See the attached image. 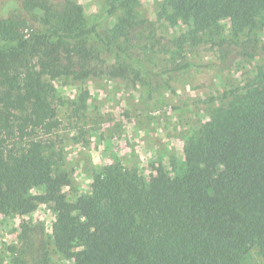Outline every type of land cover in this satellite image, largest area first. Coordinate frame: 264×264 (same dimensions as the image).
<instances>
[{"label":"trees","instance_id":"16d2710c","mask_svg":"<svg viewBox=\"0 0 264 264\" xmlns=\"http://www.w3.org/2000/svg\"><path fill=\"white\" fill-rule=\"evenodd\" d=\"M122 11L114 37L135 29L136 0H107ZM166 18L190 26L196 38L222 20L239 35L264 25V0H168ZM0 203L20 215L47 196L56 214L52 238L72 264H243L256 249L264 259V74L231 92L184 148L181 172L155 168L147 181L118 164L96 173L90 194L68 201L72 185L49 137L59 128L53 81L84 80L127 70L109 67L87 40L100 37L71 0H6L0 13ZM39 11V12H38ZM1 15V14H0ZM255 51L259 50L257 43ZM198 67L186 61L159 73ZM44 188L46 195H33ZM39 229V230H37ZM44 228L25 223L17 264H48ZM38 254V256H36Z\"/></svg>","mask_w":264,"mask_h":264},{"label":"rangeland","instance_id":"374dc122","mask_svg":"<svg viewBox=\"0 0 264 264\" xmlns=\"http://www.w3.org/2000/svg\"><path fill=\"white\" fill-rule=\"evenodd\" d=\"M71 1L83 8L88 26L97 25L100 37L88 39V47L109 67L127 72L120 78L108 74L84 80L62 76L52 82L60 125L52 135L43 137L55 143L61 168L71 174L72 185L62 192L68 201L90 194L94 175L110 165L137 170L147 181L158 167L172 176L180 173L184 148L213 110L227 103L231 92L264 74V25L235 35L230 22L222 20L192 38L190 26L166 18L168 0H136L135 29L128 36L114 37L122 11L109 16L107 0ZM0 14L1 18L17 19L8 10ZM186 61L198 67L165 74L172 89L147 79L145 70L159 73ZM32 194L46 192L34 188ZM46 196L47 201L27 215L8 212L6 204L0 203V264H17L19 235L25 223L44 228L37 247L46 243L48 264H72L52 238L56 214ZM243 264H264V259L254 249Z\"/></svg>","mask_w":264,"mask_h":264}]
</instances>
